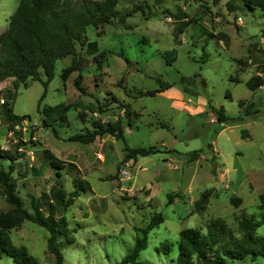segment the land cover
Masks as SVG:
<instances>
[{"label":"rangeland","instance_id":"374dc122","mask_svg":"<svg viewBox=\"0 0 264 264\" xmlns=\"http://www.w3.org/2000/svg\"><path fill=\"white\" fill-rule=\"evenodd\" d=\"M18 1L0 0V32ZM117 9L130 13L123 22L113 18L87 28L89 41L96 40L94 54L76 45L75 58L82 57L87 65L79 84L78 71L61 77L73 55L56 60L41 100L40 81L28 80L26 86L11 77L0 81V103L13 91V111L28 116L22 122L26 144L18 148L23 156L14 164L15 189L29 206L28 192L39 195L56 183V169L44 152L48 150L63 164L67 192L74 186L68 164L76 165L90 184L64 213L69 228L68 238H60L64 264H118L133 248L135 227H144L155 212L162 213L164 221L149 231L137 259L175 264L182 229L204 230L214 218L236 227L235 216L242 211L257 219L264 216L257 197L264 192V83L255 90L245 84L260 72L264 79V10L249 8L242 0H118ZM182 13L186 17L173 16ZM188 18L193 20L180 22ZM178 24L181 30H175ZM220 31L223 36H216ZM181 76L192 77L194 84L181 82ZM163 82L173 86L142 94ZM59 102L69 109L65 123L53 122L55 134L44 126L42 110ZM220 107L229 118H242L219 122L215 110ZM118 118L124 140L110 133L90 142L70 140L96 130L93 120ZM242 130L248 137L241 138ZM15 140L0 106V146L14 151ZM125 143L155 146L160 152L125 160ZM8 165L0 159V166ZM205 190L210 193L205 207L199 208ZM231 195L241 198L237 207L230 203ZM8 208L0 189V209ZM257 232L264 235V223ZM47 236L45 228L29 220L11 231L13 242L24 245L39 264H54ZM253 263L264 264V257L223 264ZM0 264L16 263L1 253Z\"/></svg>","mask_w":264,"mask_h":264},{"label":"trees","instance_id":"16d2710c","mask_svg":"<svg viewBox=\"0 0 264 264\" xmlns=\"http://www.w3.org/2000/svg\"><path fill=\"white\" fill-rule=\"evenodd\" d=\"M242 2L249 8L255 6L264 10V0H242ZM117 4L118 0H19L9 17L7 27L0 32V81L11 77L16 84L21 82L24 86L27 85L28 80L40 81L43 86L39 98L41 100L46 95L48 84L53 78L56 60L73 55L71 63L62 70L61 77L65 79L68 73L78 71L79 75L75 79V83L79 84V78L82 77L81 72L87 65L82 57L75 58L76 45L85 46L84 52L94 54L97 50L96 40L89 41L87 28L106 25L113 18H118L123 22L126 15L130 13L119 12ZM137 8L142 9L140 6ZM231 8L234 10L235 6H231ZM134 11H136L135 8L131 13ZM173 16L180 19L183 16L186 17V14H174ZM191 20L193 19L188 18L180 22ZM181 26L178 24L175 30H181ZM215 35L220 37L223 36V33L220 31ZM180 81L194 84L192 77L181 76ZM202 81L204 83L203 79ZM263 83V76L258 73L245 81L246 86L251 90L259 88ZM172 86V83L163 82L160 87L147 90L142 94L154 95L168 90ZM188 90L185 88L184 92L188 93ZM14 93L8 90L5 95L6 99L0 103L7 129L16 139L14 151L3 149L0 146V159L9 162L7 169L0 166V189L5 197V202L9 205L8 209H0V254L12 257L16 264H39L24 245L15 244L11 238V231L19 227L24 220H29L47 230V250L52 255L54 264H64L60 238L62 236L68 238L69 232L64 213L81 190H90V184L79 176L81 172L76 165L68 164V172L73 175L74 186L71 191L67 192L61 177L62 162L45 150L50 165L56 169V183L48 191H41L39 195L28 192L29 206L24 205L21 196L15 189L13 172L15 171V162L23 156V152L18 148L26 144L22 137V122L28 116L18 115L13 111V99L11 100L9 97ZM228 93L229 91L226 92V94ZM112 99L118 100L115 97ZM242 105L243 101L239 100V106ZM37 109L39 110V107ZM68 109L69 106L65 102L45 106L42 110L44 126L52 127L56 134L53 122L65 123ZM100 110L102 111V109ZM215 111L219 122L225 119L240 120L242 118L241 116L229 118L222 112V107ZM127 115H130L129 111H127ZM92 123L96 130L84 135L74 134L70 140L90 142L96 136L105 133L124 140L123 125L119 118L113 122H102L96 119ZM240 134L242 138L248 137L245 130H242ZM124 150L126 151L125 160H135L137 156H148L160 152L155 146L130 147L126 143ZM209 193L210 190H205L202 193L197 202L199 208L205 207L204 204ZM167 196L168 202H171L173 195L168 193ZM229 201L237 207L241 198L231 195ZM259 201L260 206L264 207V193L259 194ZM235 220L236 227L229 226L220 218H214L205 225L204 230L196 227L182 229L177 241L178 253L175 264H192L194 261L197 264H223L229 259L243 260L250 256L251 260H255L258 256L264 257V235L257 232V228L264 223V216L257 219L255 215H248L242 211L235 216ZM163 221L162 213L155 212L144 227H135L138 233H136L133 248L122 257L118 264H148L138 260L137 256L146 247L149 231ZM169 247L166 245L167 249Z\"/></svg>","mask_w":264,"mask_h":264},{"label":"crops","instance_id":"0c3cea01","mask_svg":"<svg viewBox=\"0 0 264 264\" xmlns=\"http://www.w3.org/2000/svg\"><path fill=\"white\" fill-rule=\"evenodd\" d=\"M259 74H261V72H260ZM226 95L229 96V93L226 94ZM226 97H227V96H226ZM232 97H233V96H232ZM240 136H241V134H240ZM241 138H242V137H241ZM223 172H224V173L226 174V176H227V174L229 173V169H228L227 167H224ZM244 172L248 174L247 170L244 171ZM250 184H253V183H250ZM253 186H254V184L252 185V188H253ZM250 187H251V186H250ZM262 193H264V192H262ZM259 194H261V193H257L258 200H259ZM259 202H260V201H259Z\"/></svg>","mask_w":264,"mask_h":264},{"label":"built area","instance_id":"2783aa9c","mask_svg":"<svg viewBox=\"0 0 264 264\" xmlns=\"http://www.w3.org/2000/svg\"><path fill=\"white\" fill-rule=\"evenodd\" d=\"M237 20L240 22V21H241V17L238 16V17H237Z\"/></svg>","mask_w":264,"mask_h":264}]
</instances>
